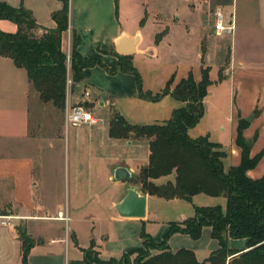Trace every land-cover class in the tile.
<instances>
[{
  "label": "crops",
  "instance_id": "obj_1",
  "mask_svg": "<svg viewBox=\"0 0 264 264\" xmlns=\"http://www.w3.org/2000/svg\"><path fill=\"white\" fill-rule=\"evenodd\" d=\"M1 1L13 7L23 6L28 9L41 26L40 31L56 26L52 14L63 7L61 0ZM161 1L132 0L135 8H129L127 4L131 2L127 0H68V28L62 33V49L67 53L70 51L71 35L75 32L80 37L77 49L83 57L98 58L106 66H112L119 54L115 46L116 40L121 36H137L135 52L127 55L131 56L132 61L137 55L153 57L158 53V47L151 39L157 26L154 12H158L157 6ZM130 14L135 15V21L133 26L128 27L124 21ZM230 15L235 25L234 13ZM16 29L17 26L12 21L0 19V30L15 32ZM0 64L6 65L13 74L23 70L20 73L25 75L22 91L24 111L20 121L16 123L7 118L13 115V110L5 107L2 112L0 110V264H22L21 241L16 231L18 225L25 227L33 238L27 255L28 264H67L71 257L70 248L78 243V237L82 233L88 234L89 241L94 240L100 255L104 246H107V251L114 249L110 246L114 243L117 244L115 249L121 253L140 247L142 225L145 221L152 220L148 202L156 195L143 192L138 187L146 195V213L143 217L122 216L116 203L125 195L128 185L138 186L132 179L148 161V139L132 134L127 137L110 135L111 113L118 110L131 123L161 122L168 119L172 110L183 102L170 92L156 100L141 97L136 86L130 83L110 91L97 84L106 97H100L99 103L110 105L107 121L101 118L94 124L66 125L63 113L60 119L58 110L52 106V120L45 122L43 112L51 103L39 99L27 79L25 69L17 67L10 58L4 56H0ZM201 66L200 61L184 64L183 73L171 71L164 80L167 82L172 78L173 86L188 72L198 80L201 77ZM89 68L99 72L102 70L107 75L98 65L85 67L81 79L85 87L95 85L88 78ZM220 69L223 76L221 79ZM213 71L216 75H213ZM121 74L125 73L118 71L110 76L118 77ZM209 77L211 83L203 98L204 113L188 129V134L192 137L207 134L210 140L221 143L227 150L224 159V166L227 168L240 161V147L235 142L238 118H249L243 134L252 138L250 153L255 154L263 149V154L256 165L247 170V174L253 178L264 175V63L245 64L233 55L231 49L228 62L216 69L211 67ZM0 80L4 85L15 84L14 79L9 77H0ZM156 91L158 90L154 92ZM116 93L120 97H116ZM82 94L83 92L74 101L70 95L68 100L76 102ZM89 96L85 99L86 105L92 102ZM120 98L124 101L121 102ZM200 121L204 124L203 128L192 133L191 130ZM118 166L127 168V178L115 177L114 171ZM167 178H173V174L160 176L156 180L163 182ZM107 190L111 193L108 201ZM157 197L172 202L174 213L167 218L168 221L191 216L195 205L219 203L224 206L226 200L224 195L204 192L195 193L190 199ZM101 206L110 211L109 219L114 223L115 231L100 230L97 234L93 231L94 226H90L89 223L94 218L101 219L95 215ZM60 212L67 215L68 219L61 217ZM1 215H10V223L2 224ZM167 226L168 224L164 229ZM202 232L209 238V251L215 249L218 242L210 236V227L204 226ZM179 234H174L171 238L174 239ZM228 245L242 249L246 246V238L230 237ZM180 246L183 245L177 244L171 249ZM77 247L83 254L82 248L85 246ZM73 255L78 257L77 253Z\"/></svg>",
  "mask_w": 264,
  "mask_h": 264
},
{
  "label": "trees",
  "instance_id": "obj_2",
  "mask_svg": "<svg viewBox=\"0 0 264 264\" xmlns=\"http://www.w3.org/2000/svg\"><path fill=\"white\" fill-rule=\"evenodd\" d=\"M61 1L62 9L52 14L56 26L38 33L41 26L28 9L13 7L0 0V19L10 20L17 26L15 32L0 30V56L10 58L17 67L24 68L39 98L62 111L66 103V79L80 81L83 69L93 65H101L111 74L118 71L133 74L141 97L156 100L170 92L183 103L164 121L131 123L118 110L111 113L110 135L127 137L132 134L148 139V161L140 167L133 182L143 192L163 198L190 199L193 194L204 192L224 195L226 199L224 206L219 203L195 205L191 216L171 220L160 241L142 228V245L123 251L118 257H102L91 239L89 246L82 248L83 257L69 259L67 264H264V175L253 178L247 174L262 156L263 149L250 153L252 138L243 134L249 118H238L235 142L240 147V161L227 168L224 166L227 150L221 143L210 140L207 134L194 137L188 134V129L198 122L205 110L203 98L211 83L210 67L201 66L198 80L188 72L171 89L168 84L172 78L161 91H143L130 55L117 54L113 66L106 67L98 58H86L79 53L80 37L72 32L67 57L61 38L68 28V0ZM221 71L220 79L223 77ZM169 174H173V178L163 182L156 180ZM204 226L210 227L211 236L218 242L204 260H198L190 248L171 249L169 246L168 239L173 233H187L196 238ZM16 231L21 241V262L28 264L27 255L33 238L22 225H18ZM230 237L246 238V246L242 249L230 247Z\"/></svg>",
  "mask_w": 264,
  "mask_h": 264
},
{
  "label": "rangeland",
  "instance_id": "obj_3",
  "mask_svg": "<svg viewBox=\"0 0 264 264\" xmlns=\"http://www.w3.org/2000/svg\"><path fill=\"white\" fill-rule=\"evenodd\" d=\"M127 2H131L127 4L129 8H135L132 5V0H127ZM157 7L158 12H154L157 26L154 28L151 39L154 41L155 45H157L158 53L153 57L144 54L137 55L132 61L133 66L140 75L141 89L143 91H161L165 86L166 80L164 79L168 77V73L174 70H176L178 74L183 73L184 64H193L200 61L203 67L207 66L215 69L222 63L225 65L228 62L229 51L231 49L233 55L245 64L264 63V0H162ZM218 7L221 8L226 18H231L230 14L232 12L234 13L235 25L233 32H215L213 27V14ZM134 21L135 15L130 14L124 23L126 26L130 27L133 26ZM41 32L42 31L39 29L38 33ZM149 32H152V30ZM69 53L70 51L68 53L66 52L67 55H69ZM98 66L107 72V75L102 70L99 72L96 71V69L89 68L88 78L92 79L95 85L89 84L88 87H85L83 83H81V80L78 82L74 81L71 86V100L74 101L84 89L87 88L90 93L89 99L92 102L90 104L87 103L86 106L95 116L107 121V116L110 114V105H101L99 103L100 97H106L103 91H100L97 87V84L107 91L120 89L129 85V83L135 85L137 89L138 86L133 74L124 72L125 74L114 77L110 75H114L115 73L111 74L106 71L103 66ZM21 71L24 72L23 70ZM21 71H17V73L13 74L8 70L6 65L0 64V77H9L14 79L15 82L13 85H4L0 80V110L2 112L4 107L13 110V115L7 116V118H10L16 123L20 121L24 111L22 91L25 86V75H21ZM213 75H216V72H214ZM172 81L168 84L170 88L174 86H172ZM162 82L163 85H161ZM116 97H120V95L117 94ZM120 99L121 102L124 101V99ZM52 106L54 105L48 104L45 108V112H43L45 114V122H47V120L48 122L52 120V114L50 112ZM56 109L58 110V116L62 119L64 110ZM202 121L191 130L192 133L200 130V127L203 128L204 124ZM138 187L140 186L138 185ZM112 191L114 193V188ZM110 194V191L108 192L107 190V201ZM157 196L158 195L149 199L148 208L152 220L145 221L142 228H144L146 232H149L157 241H160L169 227V222L171 220L168 221L167 218L174 213V207L172 206V202L160 200ZM221 199L222 198H220V200ZM182 201L184 202L186 200ZM169 203L171 206H169ZM109 214L110 211L102 206L100 210L97 209L95 215H97V217L99 216L101 219L94 218L92 220L93 222L89 223L90 226H94L93 231L95 233L98 234L100 230L115 231V225L109 219ZM167 224V228L164 229ZM177 233L180 234L174 237V239L171 238L172 235ZM87 235L88 234L82 233L80 237H78V243L75 246L72 245L70 248V259H81L83 257L81 250L77 246H89L90 241ZM172 235L168 239L170 247L177 244L183 245L180 247H191L190 249L194 251L197 259L200 261L204 260L210 254L209 248L207 247L209 238L208 236L206 237L202 231L196 238L189 234L183 235L181 232H176ZM110 246L114 247V249L107 251V246H104V251H101L103 257H118L122 254L121 251L115 249L117 246L116 243L113 245L110 244ZM152 251L155 252L156 250L153 249ZM75 253L78 254V257L73 255Z\"/></svg>",
  "mask_w": 264,
  "mask_h": 264
},
{
  "label": "built area",
  "instance_id": "obj_4",
  "mask_svg": "<svg viewBox=\"0 0 264 264\" xmlns=\"http://www.w3.org/2000/svg\"><path fill=\"white\" fill-rule=\"evenodd\" d=\"M214 18V30L216 33L223 32H233L234 31V23L232 18H226L225 14L222 12L221 8H217L213 14ZM68 57V55H67ZM73 79L68 77L66 79V103L64 108V123L66 125H80L83 123L94 124L100 120L97 116H95L92 111L86 106L85 99L89 96L88 89H84L83 94L80 100L76 102L69 101L68 98L71 95V86L73 85ZM61 217L64 219H68L67 215L59 213ZM1 223L9 224L10 223V215H1Z\"/></svg>",
  "mask_w": 264,
  "mask_h": 264
},
{
  "label": "water",
  "instance_id": "obj_5",
  "mask_svg": "<svg viewBox=\"0 0 264 264\" xmlns=\"http://www.w3.org/2000/svg\"><path fill=\"white\" fill-rule=\"evenodd\" d=\"M138 37H119L115 46L119 54H132L136 50ZM118 179L127 178L129 171L123 166H118L114 171ZM116 208L122 216L143 217L146 213V195L138 190L137 185H128L125 195L116 203Z\"/></svg>",
  "mask_w": 264,
  "mask_h": 264
}]
</instances>
